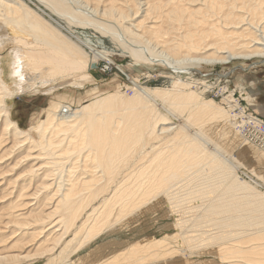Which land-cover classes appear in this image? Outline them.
<instances>
[{"label":"bare ground","instance_id":"obj_1","mask_svg":"<svg viewBox=\"0 0 264 264\" xmlns=\"http://www.w3.org/2000/svg\"><path fill=\"white\" fill-rule=\"evenodd\" d=\"M8 43L0 264H264L263 116L207 98L217 67L264 61V0H0V51ZM116 55L177 76L77 108L52 101L26 130L13 119L21 93L83 87ZM243 81L223 100L256 102Z\"/></svg>","mask_w":264,"mask_h":264},{"label":"rangeland","instance_id":"obj_2","mask_svg":"<svg viewBox=\"0 0 264 264\" xmlns=\"http://www.w3.org/2000/svg\"><path fill=\"white\" fill-rule=\"evenodd\" d=\"M72 7H74V5ZM80 33H82L84 40H92L91 45H93L92 47H95L96 50H102V45L106 46L108 43V41L102 38L99 34H97V37H93L91 32L89 31H86V33H84L83 30H80ZM6 45L8 46L6 47ZM6 45L2 49L3 51H0V56H7L9 51L14 48V45L12 43H8ZM107 59L108 63L113 66L114 71L111 74L104 73L105 71L102 69L91 71L93 78L85 83L83 87H78V84L66 86L68 83L57 82L56 85H49L47 88L39 89V91H36L32 94L21 93L14 101V107L12 109L13 119L19 123L22 129L26 130L35 125L38 120H40L44 116V110L51 105L52 101L63 102L64 104H67L72 108H77L89 103L91 99L96 97L94 94H105L106 90L108 91V94H113L112 92H114L117 87L123 94L130 97L133 94L125 88L128 84H135L150 88H171L173 81L172 77L177 76L175 75V73H173V71L158 65H153L154 67L151 65H140L139 67H132L131 59L126 56L116 55ZM241 61L242 62L236 61L237 63L233 62L235 64H230L228 66H219L217 67L215 73L212 72L214 73L213 76H211L212 74L208 76V78H212L211 84H213L215 90L213 92L211 87V91L207 94V98L213 99L217 105L222 106L225 109L240 104L241 107H247L249 113L255 112L263 116L262 120H264V61L258 60L261 67L258 65L257 69L254 70H251L250 68V66L252 65L250 64L251 62H245L243 60ZM246 64L248 65V67ZM235 65L236 67H234ZM243 67H246L247 70H245V68ZM201 72L203 76H206L209 71L203 70ZM251 73H253L252 76H250ZM148 75H152V77L147 78ZM195 77L199 78L202 77V75L198 74ZM245 78L247 79V81H249L248 85L250 83L254 84V86H252L251 88L252 91H254V94L258 93L256 102H250V100L247 99L245 101L238 100L239 98L224 101L223 96L228 97L231 93H233V85L237 84V82L245 83L243 81V79ZM226 79L228 80L227 82L225 81ZM201 89L204 90L203 88ZM192 91L195 90L192 89ZM160 110L163 114H166L164 109L160 108ZM174 122L176 121L174 120ZM219 128L222 129V125L220 127H215L216 134H214V137L216 138V140H218L219 138ZM249 164L251 163L249 162ZM256 164H258V162ZM256 164L254 163L253 165L255 166ZM257 168L260 169V166H258ZM262 171H264V169ZM241 173L245 174V176L246 174L248 175V173H250L249 176H251L253 180L255 179V177L252 176L253 174L251 173V171L246 168H242ZM156 234L157 237L160 238L161 234H158L157 232ZM142 236L144 237L145 235ZM39 261L42 260H36L34 262ZM34 262H24V264H32Z\"/></svg>","mask_w":264,"mask_h":264},{"label":"built area","instance_id":"obj_3","mask_svg":"<svg viewBox=\"0 0 264 264\" xmlns=\"http://www.w3.org/2000/svg\"><path fill=\"white\" fill-rule=\"evenodd\" d=\"M114 71V70H113ZM112 70H110V71H108V72H104V73H111V72H113ZM261 118H259V120H260ZM262 121V119L260 120V122ZM261 131L262 132H264V120H263V122H261ZM244 132H246V133H251V135L254 133V130H252V128L249 126V125H246L245 126V128H244Z\"/></svg>","mask_w":264,"mask_h":264}]
</instances>
